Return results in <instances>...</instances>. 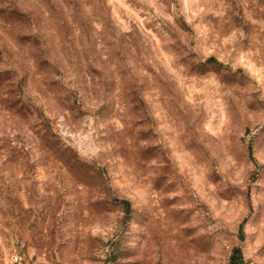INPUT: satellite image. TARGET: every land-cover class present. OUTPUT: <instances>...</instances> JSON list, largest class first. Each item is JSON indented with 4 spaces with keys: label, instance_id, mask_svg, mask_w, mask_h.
<instances>
[{
    "label": "rangeland",
    "instance_id": "obj_1",
    "mask_svg": "<svg viewBox=\"0 0 264 264\" xmlns=\"http://www.w3.org/2000/svg\"><path fill=\"white\" fill-rule=\"evenodd\" d=\"M0 264H264V0H0Z\"/></svg>",
    "mask_w": 264,
    "mask_h": 264
},
{
    "label": "trees",
    "instance_id": "obj_2",
    "mask_svg": "<svg viewBox=\"0 0 264 264\" xmlns=\"http://www.w3.org/2000/svg\"><path fill=\"white\" fill-rule=\"evenodd\" d=\"M210 61H211V62H214V60H212V59H211Z\"/></svg>",
    "mask_w": 264,
    "mask_h": 264
}]
</instances>
